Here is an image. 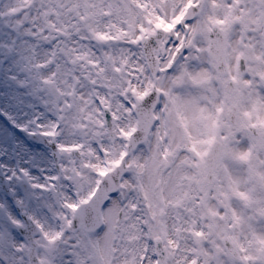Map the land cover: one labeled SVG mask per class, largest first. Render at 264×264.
I'll return each instance as SVG.
<instances>
[{"label": "snow or ice", "instance_id": "obj_1", "mask_svg": "<svg viewBox=\"0 0 264 264\" xmlns=\"http://www.w3.org/2000/svg\"><path fill=\"white\" fill-rule=\"evenodd\" d=\"M0 264H264V0H0Z\"/></svg>", "mask_w": 264, "mask_h": 264}]
</instances>
